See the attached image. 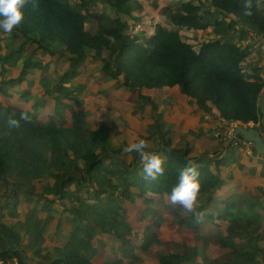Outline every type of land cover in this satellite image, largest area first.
<instances>
[{
  "label": "trees",
  "instance_id": "16d2710c",
  "mask_svg": "<svg viewBox=\"0 0 264 264\" xmlns=\"http://www.w3.org/2000/svg\"><path fill=\"white\" fill-rule=\"evenodd\" d=\"M72 2L27 0L24 20L11 33L14 39L30 43L32 47L36 45L34 52L40 49L43 54H49L51 48L58 45L69 56L70 68L63 74L58 87L57 84L50 87V80L42 75L43 97L61 92L71 97L78 92L64 85L77 77L75 69L91 57L94 63L102 64L103 81L118 84L114 91L137 92L145 107L154 108L153 95L177 89L181 96L187 97L186 103L190 102L194 114L215 112L227 121L247 127L253 124L254 128L262 129L260 99L264 94V68L258 65L251 68L247 64L253 46L246 45L252 40V34L264 35V12L257 0H252L251 15L244 14L246 0H210V9L191 1L175 9L168 6L161 17L170 25L158 23L145 42L131 33L134 13L142 8L137 0ZM95 3L109 5L118 17L112 19L92 11L90 7ZM122 15L127 20H122ZM90 22L97 23L96 32L89 31ZM210 28L218 39L203 43L199 51L190 41L184 40L189 31L204 32ZM259 46L264 47V44L259 43ZM34 52L27 54L19 49L1 60L3 64L6 61L13 65V59H22L23 67L16 80L7 81V85L0 83V182L10 186L11 193L16 195V202L6 207L4 214L0 211V219L8 220L12 230L23 232L24 238H29V243L22 241L9 247L11 239L5 235L6 243L0 246L2 258H15L20 264H26L25 249L34 244L41 247L45 232L51 228L53 213L59 212L62 216L68 215L71 230L64 246L56 250V257L50 260L51 264H97L93 259L99 248L94 242L99 233L122 244L130 243L133 228L126 219L123 203L138 198L149 206L154 203L153 196L168 201L181 171L193 161L200 173L201 190L195 212L189 213L181 224L197 228L202 221H227L229 235L220 237V243L232 253L227 256V263L214 264H258L259 257L264 263V250L259 246L264 239L261 228L264 156L257 155L255 149L257 158L247 156L242 148H229L223 157H194V142L178 146L173 143L172 133L159 146L162 139L155 131V118V124L146 129L147 135H134L135 140L142 138L151 142L153 148L148 147V150L165 159L164 174L153 181L144 178L142 166L116 158L110 139L118 135L113 127H121L119 119L111 125L99 121L93 130L86 132L76 115L68 121L60 111L61 126L55 115H49L44 124L38 118L42 113L41 104H38L25 109L31 118L29 122L20 121L19 127L10 128L8 119H19V114L25 111V102L16 99L7 104L4 97L14 96L13 93L19 95L18 98L28 97L30 92L25 90L19 94L10 90L8 93L7 86L17 88L26 80L32 82L35 70L48 71L46 63L34 58ZM129 155L132 160L137 157L134 152ZM231 167L236 170L230 173ZM36 182L42 185L39 193L35 192ZM251 182L257 184L262 195L248 189ZM236 189L240 192L235 193ZM226 191L232 194L220 199ZM33 198L36 201L20 220L18 208ZM213 204L224 206V212H211ZM245 206L247 210H243ZM40 213L47 214L46 218L41 219ZM153 227H159L157 220ZM234 237L243 240L246 246L238 247L233 242ZM100 245L103 247V243ZM42 253L44 250L40 248L35 255ZM48 255L50 253L44 256L45 261H49ZM195 257L196 254L188 257L187 253H170L161 256L159 264H182Z\"/></svg>",
  "mask_w": 264,
  "mask_h": 264
},
{
  "label": "rangeland",
  "instance_id": "374dc122",
  "mask_svg": "<svg viewBox=\"0 0 264 264\" xmlns=\"http://www.w3.org/2000/svg\"><path fill=\"white\" fill-rule=\"evenodd\" d=\"M137 1L141 4L142 8L137 9L134 13L132 18L134 26L131 28V33L133 35H138V37L144 42L153 34L158 23L164 26L170 25L169 21L166 19L164 20V18L161 17L165 13L166 7L170 6L172 9H175L182 3L191 1L194 4L203 5L205 8H211L210 0ZM78 2L79 0H73L72 4ZM131 5L134 6L135 3L132 2ZM90 9L92 11L104 13L112 19L118 17L116 12L107 4L95 3ZM121 19L125 21L127 20V17L122 15ZM87 27L89 31L96 32L97 23L90 22ZM3 34H9L10 36L2 39L1 36ZM217 39L218 35L212 28L205 30L204 32L189 31V33L184 36V40L190 41L196 51H199L203 43L215 41ZM28 44L23 40L14 39L11 33L0 31V50L2 51L9 49L8 52H13L21 49L27 54H32L37 46L35 45L32 47V44ZM263 51H261V53H263L261 56L257 55L258 62L255 59L256 54H252L248 57L247 60L249 62L247 61V64L253 66L254 63L252 61L254 60V62H257L258 65L264 68V61H262L264 60ZM8 52L6 51V53ZM1 57L2 54H0V59H2ZM34 58L46 63L49 70H54L52 71V75L49 73L44 75L50 78V87L55 84H57L58 87L63 74L70 68L69 56L62 52L60 46L56 45L51 48L49 54H43L40 49L36 50L34 52ZM101 66V63H94L91 60V57L86 58L83 64L75 69L77 77L66 82L64 85L66 88L76 91L78 90V92L71 97H68L63 92L58 93L55 96H53L54 93L50 94L49 100L52 109H50L49 113L47 111L44 114H39V120L46 124L49 115L53 113L54 109V115L59 126H61L60 111L65 114L68 121L75 118L76 115V119L80 121L81 126L85 128L86 132H89L96 127L99 121H104L111 125L112 122L119 119L121 121V127H113V131L118 135H115L110 139V146L111 148H114L115 156L119 161L126 162L131 160L132 164H138L139 166H142L140 164L139 156L137 155V157L132 160V157L129 154L126 156L122 155L123 148L129 142H135V136L138 133L142 136L147 135L148 131L146 129L150 124H155V118L157 124L155 131L162 139L158 143L159 146H162L163 140L172 133L173 143L178 146H185L187 142H194V148L196 149V151L194 149L193 152L194 157L201 155L217 158L223 157L227 154L228 151H226V144L214 138L208 127L204 126V124L206 125L207 123L205 115L214 112L205 115L200 112L194 114L195 111H193L194 108L191 107L192 105L190 102L189 104L186 103L187 97L181 96L177 89L169 91L163 95H153L155 98L154 108L152 109L149 106L145 107L146 104L143 103L142 100L139 101L137 92L128 94V92H122V89L114 91L115 88H118V84L113 85L108 82V80L103 81V73L100 72ZM41 73L40 70L34 71L36 82L34 83V86L30 88V92L38 98L41 95L43 96L44 93V88L42 86L37 87L40 78L42 77ZM5 76L4 72L0 73V83L6 82L4 80ZM7 84L8 82H6V85ZM22 89L23 86H18L16 92L21 93ZM10 90L13 91V89L8 88L7 92L10 93ZM15 96L17 95L15 94ZM16 99L17 98L14 97L11 98V100ZM75 100L81 104H77ZM44 102L45 104H43ZM46 102L49 104L46 100H43V103L40 104L46 105ZM32 105L33 102L30 100L28 106ZM196 110H198L197 106ZM72 112L74 113L73 116ZM70 116H72V118H70ZM145 119H147V121ZM63 125L64 123L62 126ZM67 126L69 127V125ZM248 127H253V124H250ZM258 129L264 132L261 128ZM148 146L153 148L151 142H148ZM159 146H157V148ZM244 153L248 156L246 151H244ZM254 156L255 155L252 157ZM255 158H257V155ZM233 170H236V167L228 169L230 173L234 172ZM40 182H36V193H39L42 189ZM261 188L264 190V184L261 185ZM248 189L256 190V193L262 195L261 189L257 187L255 182L248 184ZM238 192H240V190L236 189L235 193ZM231 194V191H226L220 199L226 198ZM15 196L14 192L11 193L10 186L0 182V205H4L5 207L10 206L16 202ZM148 196L153 195L149 194ZM24 198H26V196H24ZM153 198L154 203L149 206L138 198L134 199L132 202L123 203L126 210V219L133 228L130 243L122 244L108 235L99 233L96 238L99 241V244L103 243V247L100 246L101 248H99L100 250L95 256L94 262L98 264H159L161 256L170 253H187L188 257L193 254H196V257L185 260L182 264H214L218 261L221 263H227L228 260L226 258L232 253V250L224 249L220 243V237L226 238L229 235L228 227L230 224L227 221L219 219L214 223L202 221L197 228H192L187 224H181V220L188 218L189 212H186L182 207L178 209L176 205L170 204L159 196H153ZM18 199H20V196H18ZM35 201V198L30 201L26 200L18 208L21 219H23L25 214L29 212L28 210L30 209L31 203ZM261 203L264 207V196H261ZM247 208L248 207L245 206L243 210H247ZM6 209L7 208H2L0 211L4 214ZM26 210L27 212H25ZM210 210L214 214H222L224 212V206L213 204ZM40 216L46 218L47 215L40 213L39 217ZM156 220L159 223V227L155 229L153 224ZM8 222L9 221L6 219H0V246L2 247L6 243L5 235L9 226ZM51 222L53 224L52 228H50L48 233L47 231L45 232L47 241L43 238V240L45 239V242L52 244L50 249L52 248L53 251H49V260L56 257V250L61 249L64 246L69 238V232L71 230L67 214L62 216L61 213L56 212L54 219L50 221V224ZM41 228L42 225H40V229ZM261 228L264 229V218L261 223ZM28 239L29 238H24L22 241H27V243H29ZM233 242L240 248L246 246V243L243 240L236 237H234ZM259 246L264 250V239L260 242ZM144 248L147 250L145 251ZM47 253L48 251L46 250L45 253L40 255V258H44ZM261 260L262 257H259L258 264H264L261 263ZM243 264L251 263L244 262Z\"/></svg>",
  "mask_w": 264,
  "mask_h": 264
},
{
  "label": "clouds",
  "instance_id": "9594fccd",
  "mask_svg": "<svg viewBox=\"0 0 264 264\" xmlns=\"http://www.w3.org/2000/svg\"><path fill=\"white\" fill-rule=\"evenodd\" d=\"M27 0H0V31L12 33L13 30L24 20V7ZM264 0H257V4ZM252 0H246L245 15H251ZM30 115L27 110L19 114V119L10 117L7 125L10 128L20 126V121L29 122ZM148 142L138 138L135 142H129L124 148L122 155L136 153L139 156L142 172L145 179L157 180L164 174L165 159L154 151L148 150ZM200 173L193 161L188 162L179 175V181L173 187L168 202L172 205H180L186 212H195L201 190Z\"/></svg>",
  "mask_w": 264,
  "mask_h": 264
},
{
  "label": "crops",
  "instance_id": "0c3cea01",
  "mask_svg": "<svg viewBox=\"0 0 264 264\" xmlns=\"http://www.w3.org/2000/svg\"><path fill=\"white\" fill-rule=\"evenodd\" d=\"M262 4V3H261ZM262 6V5H261ZM193 32H195V31H193ZM8 36H10L9 34H3L2 36H1V38L2 39H5L6 37H8ZM252 36V35H251ZM252 39V38H251ZM246 45H248V46H250V45H252L253 46V48H252V50H251V52H252V54H256L255 56V59H256V61L258 62V57H257V55H262L263 53H261V51H263V49H264V47H262V46H259V43H255L254 41H253V39L252 40H250L249 41V43H247ZM9 50V49H8ZM8 50H0V54H2V59H0V73L1 72H4L5 73V77H4V80L7 82V81H9V80H11V81H13V80H15L17 77H18V75L21 73V71H22V67H23V61H22V59L21 60H19V61H16L15 59H13L12 60V62H13V65L11 64L10 65V63L9 62H6L5 61V63L3 64L2 63V61L1 60H3L4 58H5V56H9L10 54H11V51L10 52H8ZM19 50V49H18ZM6 51L8 52V53H6ZM264 52V51H263ZM251 54V55H252ZM262 61H264V60H262ZM254 64H253V66H250L251 68L252 67H255L256 65H258V63L257 62H254V60L252 61ZM263 63V62H262ZM45 64V63H44ZM258 66H260V65H258ZM260 67H262V66H260ZM48 71L47 72H45V73H43L42 71H40V72H42L43 74H46V73H49V74H51L52 75V71H54V70H49V68L47 69ZM41 73V75H43ZM33 75H34V80L32 81V82H29V81H27L26 79V81L24 82V84L23 85H21V86H23V89H22V91H21V93L22 92H24L25 90L27 91V90H29V92H30V88H32L33 86H34V83L36 82V77H35V74H34V72H33ZM46 76V75H45ZM41 79V78H40ZM49 80H50V78H48ZM14 87V86H13ZM13 87H8L7 86V88H10V89H13V91L14 92H16V88H13ZM37 87H41V84H40V81H39V84L37 85ZM13 93V92H12ZM21 93H19V94H21ZM13 95L14 96H10V97H7V98H5L4 97V99H3V101L4 102H6L7 104L8 103H12V101L13 100H11V98L12 97H14V98H17V100L19 99L21 102H25L24 103V106H23V108H24V110L25 109H29V108H32L34 105H38V104H40V103H43V100H46V101H48L49 102V104L46 102V105H41V110H42V113H40V114H44L45 112H47L48 111V113H49V111H50V109H52L51 108V104H50V100H49V97H43L44 96V93H43V96L41 95V96H39V98L38 97H35L34 96V94H32L31 92H30V95L28 96V97H22V98H18L19 97V95H17V96H15V93H13ZM30 100H32V102H33V105L32 106H28V103L30 102ZM43 104H45V102L43 103ZM217 114V113H216ZM51 115H53L54 116V109H53V113L51 114ZM206 116V115H205ZM204 126H206L205 124H204ZM208 130V129H207ZM2 208H6L4 205H0V209H2ZM29 211V210H28ZM25 212H27V210L25 211ZM19 213V212H18ZM20 214V213H19ZM41 214H44V213H41ZM56 213H53V216L55 215ZM23 215V214H22ZM47 215V214H46ZM43 216V215H42ZM20 218V220H23V219H21V217H19ZM40 218L41 219H44V218H42L41 216H40ZM11 224H12V226H13V224H14V222H12L11 221ZM9 225V224H8ZM52 226H53V224H52V222H51V228H52ZM49 231H47V233H48ZM6 235L11 239L10 240V242H9V247H14V245H16L17 246V244L18 243H20V242H22V240L24 239V233L22 232V233H19V232H16V231H14V230H12L9 226H8V228H7V232H6ZM46 234H44V237L43 238H47V236H45ZM45 239H44V242H45ZM46 241H47V239H46ZM39 244H40V242H38ZM96 243H97V245H96ZM94 245H95V247H97V248H101L100 246V244H99V241L98 240H95V242H94ZM52 246V244L51 243H49V242H45V243H41V247H40V245H38V244H34V245H32V247L31 248H26L25 249V251H26V254H25V262H26V264H39V262H40V264H51V261L49 260V261H45L43 258H40V256H36L35 255V252H36V250H38V249H40V248H42L43 250H44V253L46 252V250L48 251V253H49V251L50 252H52L53 251V249L51 248L50 249V247ZM8 247V246H7ZM98 250H100V249H98ZM93 261H94V259H93ZM96 263V262H95ZM98 264V263H97Z\"/></svg>",
  "mask_w": 264,
  "mask_h": 264
},
{
  "label": "built area",
  "instance_id": "2783aa9c",
  "mask_svg": "<svg viewBox=\"0 0 264 264\" xmlns=\"http://www.w3.org/2000/svg\"><path fill=\"white\" fill-rule=\"evenodd\" d=\"M262 10L264 12V3L261 4ZM263 36L264 35H253L252 34V39L254 41H257L259 43H263ZM206 126L208 127L211 135L216 138L218 141L224 142L226 145L230 141V139L233 137L236 128L239 125H242L238 122H230L222 117H220L218 114L215 112L212 114H207L206 115ZM246 126V125H245ZM247 127V126H246ZM230 148L234 149H240L242 148L243 151H246L248 156L252 157L254 153V145L242 138H235L232 140L230 144ZM0 264H20L17 259H4L0 256Z\"/></svg>",
  "mask_w": 264,
  "mask_h": 264
},
{
  "label": "water",
  "instance_id": "95a60500",
  "mask_svg": "<svg viewBox=\"0 0 264 264\" xmlns=\"http://www.w3.org/2000/svg\"><path fill=\"white\" fill-rule=\"evenodd\" d=\"M263 44H264V36H263ZM260 112L262 114V130L264 131V94L260 99ZM264 132L254 127H246L245 125H239L233 137L226 145V151L230 148V144L235 138H242L254 145V149L257 155L264 156Z\"/></svg>",
  "mask_w": 264,
  "mask_h": 264
}]
</instances>
